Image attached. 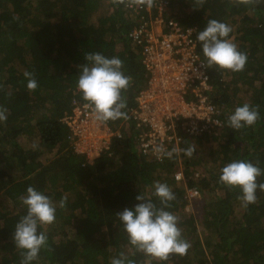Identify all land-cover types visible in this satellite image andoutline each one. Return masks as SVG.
<instances>
[{"label":"trees","instance_id":"1","mask_svg":"<svg viewBox=\"0 0 264 264\" xmlns=\"http://www.w3.org/2000/svg\"><path fill=\"white\" fill-rule=\"evenodd\" d=\"M170 5V16L191 25L195 39L210 19L229 25V38L247 62L241 72L207 67L208 95L222 125L216 133H189L177 125L180 138L165 152L176 151L159 160L143 153L134 138L138 128L131 109L148 77L141 46L128 36L134 12L112 0H0V107L7 109L0 122V264L22 259L12 236L27 213L21 197L28 186L56 205L55 222L38 226L47 245L31 264H110L121 254L132 264H264V191L257 189L256 203L245 208L240 188L219 180L222 167L237 160L264 172V3L206 0L199 6L195 0H170ZM196 45L203 56L197 39ZM96 52L121 59L131 83L122 92L127 118L108 121L120 135L87 162L74 151L61 117L72 97L84 101L77 89L79 65L90 63L85 54ZM25 71L33 73L36 90L27 89ZM244 104L259 106L260 118L252 126L229 128L228 116ZM189 146L195 149L191 156L183 151ZM177 170L182 178L174 177ZM156 182L175 193L165 210L179 217L182 238L190 243L186 255L166 261L132 246L116 215L139 203L138 194L161 207ZM257 182H264V174ZM189 187L198 195L188 197ZM201 195L199 230L187 206H198Z\"/></svg>","mask_w":264,"mask_h":264},{"label":"clouds","instance_id":"2","mask_svg":"<svg viewBox=\"0 0 264 264\" xmlns=\"http://www.w3.org/2000/svg\"><path fill=\"white\" fill-rule=\"evenodd\" d=\"M114 4H126L151 8L156 0H112ZM206 0H195V4L202 6ZM240 4H260L264 0H237ZM199 9V7H195ZM15 19V18H14ZM231 27L224 22L210 19L203 30L197 34L202 53L205 58V67L227 69L233 72L244 70L247 55L238 50V46L229 38ZM85 61L90 63L79 65V77L77 89L81 92L86 106L90 109L93 118L101 123L127 118L122 111L127 107L126 99L122 92L126 91L131 83V77L123 72V61L118 57L108 58L99 52L87 53ZM27 89L36 90L38 87L33 73L25 71ZM7 109L0 107V122L7 119ZM260 118L259 106L244 104L236 107L228 116V127L234 130L252 126ZM37 146L33 145L35 149ZM163 152L169 158L173 152ZM184 154L191 156L195 151L189 146L183 150ZM264 172L251 162L237 160L227 163L221 169L220 182L226 187H239L241 195L238 197L243 207L254 204L257 201V189L264 191V182L258 183L257 178ZM154 195L161 207L142 194L135 199L139 201L132 208L125 207L116 213L123 224L128 240L138 251H142L160 261H166L175 254L184 256L190 248V243L182 238L181 229L178 227L179 217L166 211L171 207L170 202L176 199L175 193L165 184L156 182ZM67 197H62L59 206L64 207ZM21 202L27 208V213L15 225L13 241L17 249H20L22 257L20 264H31L36 260L40 249L47 245L45 232H38L39 225H51L56 219V205L49 196L44 195L33 186L26 188V195L21 197ZM110 264H132L123 254L119 258H113Z\"/></svg>","mask_w":264,"mask_h":264},{"label":"built area","instance_id":"3","mask_svg":"<svg viewBox=\"0 0 264 264\" xmlns=\"http://www.w3.org/2000/svg\"><path fill=\"white\" fill-rule=\"evenodd\" d=\"M127 7L135 14L128 36L141 46L148 72L146 85L131 109L138 128L134 138L143 153L162 160L164 153L157 150L165 152L172 140L180 138L177 125L189 133H216L222 125L220 109L208 95L212 84L205 58L197 49L194 28L170 16V0H156L151 8ZM61 120L74 151L87 162L109 149L112 136L120 135L108 122L96 121L86 102L76 97ZM174 177L182 178V170ZM196 194V187L187 188L188 197Z\"/></svg>","mask_w":264,"mask_h":264},{"label":"rangeland","instance_id":"4","mask_svg":"<svg viewBox=\"0 0 264 264\" xmlns=\"http://www.w3.org/2000/svg\"><path fill=\"white\" fill-rule=\"evenodd\" d=\"M197 174H199L198 173V171H197ZM2 194L0 193V196H1ZM198 195V194H197ZM200 195V194H199ZM199 197V196H198ZM202 203H203V196L201 195V197H200V203H199V205L198 206H194V205H191L190 203L188 204V206H187V208L188 209H191V212L193 213V216H194V218H196V224H197V226H198V229L200 230L201 229V226H200V222H199V219H198V217L200 216V210H199V206L200 205H202ZM202 233L201 232H199V234H198V236H199V238L201 239V240H203V238H202ZM204 252V251H203ZM199 255H200V251H199Z\"/></svg>","mask_w":264,"mask_h":264}]
</instances>
